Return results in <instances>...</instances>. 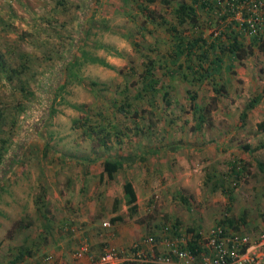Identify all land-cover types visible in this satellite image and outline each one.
<instances>
[{
    "label": "rangeland",
    "instance_id": "obj_1",
    "mask_svg": "<svg viewBox=\"0 0 264 264\" xmlns=\"http://www.w3.org/2000/svg\"><path fill=\"white\" fill-rule=\"evenodd\" d=\"M183 1L191 0H0V153H7L0 166V264L44 263L54 248L47 225L76 202L81 217L85 200L95 224L105 220L109 228L120 217L144 239L175 224L205 238L226 218L238 228L232 232L253 240L264 232V132L257 128L264 122V53L253 48L231 71L225 56L212 80L185 78L186 59L181 70L170 64L169 30ZM210 21L201 13L200 29L178 31L228 42L222 34L234 24L230 15ZM83 50L112 68L88 63L67 78ZM150 63L156 94L142 91ZM256 97L262 100L243 123ZM195 106L206 116L202 127ZM141 155L114 180L102 176L103 158ZM129 181L140 193L134 217L121 194Z\"/></svg>",
    "mask_w": 264,
    "mask_h": 264
},
{
    "label": "trees",
    "instance_id": "obj_2",
    "mask_svg": "<svg viewBox=\"0 0 264 264\" xmlns=\"http://www.w3.org/2000/svg\"><path fill=\"white\" fill-rule=\"evenodd\" d=\"M157 0H149L150 3H155ZM239 1L243 0H191L190 2L183 1L179 3L177 8L174 10V15L177 20V25L170 27L169 30L173 31L172 37L174 40V46L172 54L170 55V64L172 66H177L179 70L184 66L180 64L181 60L186 59L187 70L189 71L187 74L184 72V77H192L195 82H204L206 80H212L215 78L221 70H223L226 66L225 56H227L229 60V65L226 66L228 71L233 69L234 62L243 61L249 55H252L253 48H257L261 52L264 53V32L261 37L249 38L250 44L249 47L245 45L246 37L237 26V23H234L230 29L223 33L228 42L222 41L221 37L217 36L215 39L211 41L204 37V35L198 34V37H192L187 39L181 32L178 31V27H184L189 25L196 29H200V20L201 13L205 14L208 22L212 18H214L215 14L224 13L226 16H229L232 11V5L235 7L239 5ZM226 18V17H225ZM246 27V26H245ZM88 63L98 64L103 67L112 68L104 59H101L96 56H91L90 53L86 50L82 51L81 58L77 59L75 63H71L67 72L72 71L75 67H81ZM2 66V62L0 61V67ZM155 65L150 63L148 68L145 71L144 79L145 84L143 86L142 91L145 93H154L159 92L158 85L159 82L154 75ZM65 86L61 87L60 91L63 90ZM222 89H225L222 87ZM216 90L217 93H221L220 90ZM169 93H166L168 95ZM35 94L33 93L32 96ZM193 100L196 98V95L192 96ZM261 97H256L251 101L245 108V111L241 115V121L244 123L248 112L256 108V106L261 101ZM126 107H131V105L126 104V106L122 107L121 112L126 113ZM124 108V109H123ZM195 111L197 114V120L199 125L202 127L204 122L206 121V116L203 113V109L201 107L195 106ZM54 110H52V115L54 114ZM137 113V112H136ZM257 128L259 131L264 132V122L257 124ZM248 149V147H246ZM179 148H176L178 150ZM7 154V153H6ZM5 153H0V166L3 164L5 160ZM145 158V155H141L138 157H124L121 159L117 158H103V175L107 176L109 180H114L116 175L122 170L125 165H134L137 161ZM18 161H16V164ZM236 169V166H235ZM124 191V199L126 202V206L128 207L129 213L131 217H134L138 213V204H137V194L134 189L133 184L129 182H125L123 186ZM231 198V197H230ZM122 221V218L118 217L117 219H113V223ZM219 226L224 227L225 229H235L238 230L237 226H235L234 220L230 218H226L223 220ZM166 228L170 229V236L183 237L186 236L188 238L187 249L194 256H199L204 252V247L202 246V235L190 228L185 230L184 232L180 229L178 224L173 225H165L157 234H152V236L156 237V242L160 244L162 242L161 236L164 234ZM227 231V230H226ZM185 234V235H184ZM24 254L20 253L17 258V262L22 259Z\"/></svg>",
    "mask_w": 264,
    "mask_h": 264
},
{
    "label": "built area",
    "instance_id": "obj_3",
    "mask_svg": "<svg viewBox=\"0 0 264 264\" xmlns=\"http://www.w3.org/2000/svg\"><path fill=\"white\" fill-rule=\"evenodd\" d=\"M233 6L230 19L237 23L245 37H261L264 32V0H243ZM246 26V27H245ZM107 227L108 224H104ZM70 227H68V230ZM170 229L166 228L161 236V245L166 246V253L157 254L160 244L156 237L150 235L145 243L150 250H140L125 262L129 264H264V232L253 240L248 234L240 232L229 233L224 227L217 226L207 237H202L204 252L194 256L187 249L186 236H170ZM89 246L83 244L75 253L79 258L88 253ZM122 258L115 249H109L102 256L93 257L92 264H120Z\"/></svg>",
    "mask_w": 264,
    "mask_h": 264
},
{
    "label": "crops",
    "instance_id": "obj_4",
    "mask_svg": "<svg viewBox=\"0 0 264 264\" xmlns=\"http://www.w3.org/2000/svg\"><path fill=\"white\" fill-rule=\"evenodd\" d=\"M133 186L137 194V204H141L140 193L137 191V185L133 184ZM121 194L125 196L124 193ZM47 200H50L49 195L47 196ZM83 203L84 205H81ZM83 203H80L81 217L78 216L79 210L76 202L74 203V207L67 211V215L58 211V214L60 213L66 217L61 219L58 218V221L55 223L47 225V229L51 230L54 234L52 237H50V240L54 245V248L51 250L53 254H50L48 257H46L47 261H55L56 259L60 261L59 264H92L93 257L98 258L109 249H115L117 252H119L120 256H122V259L131 258L134 253H138L140 250H150L148 245L145 243V237L138 232L136 226L132 227L130 225L127 228V226H124L119 222L113 223V220L110 222L111 227L109 228L103 227L104 224H108V222H105V220H103V224L100 222L95 224L91 221V219L88 218V212L85 211L88 208L86 206L88 205V200L83 201ZM66 204L67 208H70L71 204L69 201H67ZM53 211L55 212L56 208H53ZM74 216L76 218H74ZM74 226L81 230L79 234L73 235V233L76 232L74 231ZM68 227H70L69 230ZM78 229L77 231H79ZM226 230L227 232L232 233L230 228ZM83 244H87L89 246V251L88 253L82 254L81 257L76 258L75 253L81 248ZM38 257L39 256H37V260L39 262L41 260H39ZM46 260L44 257L43 262L47 263Z\"/></svg>",
    "mask_w": 264,
    "mask_h": 264
}]
</instances>
